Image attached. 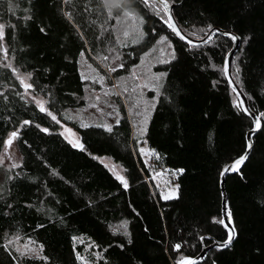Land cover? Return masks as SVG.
I'll list each match as a JSON object with an SVG mask.
<instances>
[{"label": "trees", "instance_id": "obj_1", "mask_svg": "<svg viewBox=\"0 0 264 264\" xmlns=\"http://www.w3.org/2000/svg\"><path fill=\"white\" fill-rule=\"evenodd\" d=\"M114 1L0 0V154L15 131L21 155L0 194V264H179L228 239L218 222L222 172L246 152L254 126L224 72L233 43L217 35L190 46L148 7L165 11L159 3ZM167 1L190 37L221 28L241 38L232 74L262 121L248 162L226 179L236 241L201 264H264V0ZM125 11L143 19L141 38L123 47L128 61L139 65L153 50V72L163 77L145 137L157 164L180 172L174 199L153 192L126 116L109 132L70 115L87 106L82 54L112 45L114 35L109 42L101 32ZM23 76L46 111L27 97ZM61 123L79 143L63 136ZM104 156L124 168L127 187ZM25 244L37 254L19 248Z\"/></svg>", "mask_w": 264, "mask_h": 264}, {"label": "rangeland", "instance_id": "obj_2", "mask_svg": "<svg viewBox=\"0 0 264 264\" xmlns=\"http://www.w3.org/2000/svg\"><path fill=\"white\" fill-rule=\"evenodd\" d=\"M119 0H115L116 2ZM154 14L163 20L167 18V13H159L157 8L148 5ZM122 21L117 22L121 28L115 24V29L110 27V22L101 32L102 40L110 42L112 45H101L96 54H93L88 47L80 58V68L82 76L86 81L87 106L83 109L71 112L73 119L83 125H97L112 128L119 120L126 116L134 137L133 151L144 161L151 173L150 183L153 192L161 195L163 200L177 198L178 196V176L179 171L162 168L157 164V155L146 142V128L149 118L155 107L157 97L162 84V74L153 72L155 57L154 51L148 52L139 65H133L128 61V50L125 45L133 44L143 35L141 26L143 19L138 14L125 11L121 17ZM166 39L161 40L165 43ZM104 46V48H103ZM25 83L29 84L28 77L23 76ZM27 89V97L37 106V101H44L38 97H33ZM122 110L124 111L122 113ZM14 132V131H13ZM63 136L73 144L80 142V135L69 125L61 123ZM12 133V132H11ZM8 135L5 146L0 154V194L4 192L8 179L21 164V155L17 146V137L13 139L9 146L7 141L11 137ZM109 171L117 178V174L123 177L124 168L113 159L106 156L99 157ZM169 198H165V197ZM123 227V226H122ZM90 246H88L89 248ZM21 250L37 254V248L32 245L20 247Z\"/></svg>", "mask_w": 264, "mask_h": 264}, {"label": "water", "instance_id": "obj_3", "mask_svg": "<svg viewBox=\"0 0 264 264\" xmlns=\"http://www.w3.org/2000/svg\"><path fill=\"white\" fill-rule=\"evenodd\" d=\"M151 1H154L156 3H159L160 5L163 6V8L165 9L166 13H167V17L169 19V16L171 17V22L174 23L178 29V31L180 32V35L184 37V39H181L180 36L177 35V37L179 39H181L183 42H185L186 44L190 45V46H204L208 43H210L217 35H222L224 37H227L228 39L231 40V42L233 43V48L231 50V52L228 54V56L226 57L225 59V63H224V72H225V75H226V78L229 82V85L230 87L232 88H235L236 91L234 92V94L236 95L239 103L242 101V105H241V108L242 110L243 109H248V112L251 113V114H248L245 112V114L250 117L252 120H253V129L249 132L248 134V145L249 143L251 144V149L248 148V145H247V149H246V152L243 154V155H247V158L245 159L244 163L242 165L239 166L238 170H229L227 172H225L223 170L222 172V194H223V202H222V219L224 221L223 223V226L225 227V224L228 225V228L225 227V229L227 230L228 232V235H229V229H232L234 228L235 229V232H234V235H233V238L231 240V243L228 244L226 247L223 246L225 241L224 242H219V241H214L213 244H211L210 246H205L203 248V251L200 255H198L197 257H190V258H186V259H191L193 261V264H201L205 261L208 253L215 249V248H220V249H227L229 247H231V245L236 241V238H237V231H236V228H235V224H234V221H233V217H232V214L230 212V207H229V200H228V196H227V192H226V188H225V184H226V179L229 175L231 174H237L239 173L243 168L244 166L246 165V163L248 162L249 158H250V155L253 151V148H254V141H253V137L255 135H257L261 130H262V121L261 119L252 111L250 105H249V101L246 97V95L243 93V91L239 88V86L237 85V83L235 82L234 80V77H233V74H232V63H233V59L235 57V54L238 52V50L240 49L241 47V38L233 33V32H230V31H225L221 28H213L208 34L206 37H204L203 39H194L192 37H190L189 35H187L179 26L176 18H175V15H174V7L175 5H171L167 0H151ZM167 3L168 4V7L165 8L164 7V4ZM175 33V32H174ZM176 34V33H175ZM236 37L237 39L236 40H233L232 37ZM254 118H259L260 121H261V127L259 129L256 128V124H255V119ZM242 155V156H243ZM236 161V160H235ZM234 161V162H235ZM231 163L230 165L226 166L225 168H231V166L234 164ZM224 168V169H225ZM226 213H230V222H229V217L228 215H226ZM227 241V240H226Z\"/></svg>", "mask_w": 264, "mask_h": 264}, {"label": "snow or ice", "instance_id": "obj_4", "mask_svg": "<svg viewBox=\"0 0 264 264\" xmlns=\"http://www.w3.org/2000/svg\"><path fill=\"white\" fill-rule=\"evenodd\" d=\"M144 3H145V4H148V3H149V0H144ZM164 7L167 8V7H168V4L165 3V4H164ZM166 23L168 24L169 28H171V30H172L173 32L176 33V35L180 36L181 39H184V37L180 35V32L178 31L176 25H175L174 23L171 22V17H170V16H169L168 21H166ZM2 38H3V25H0V39H2ZM232 39H233V40H236L237 38L233 36ZM28 78H30V76H29ZM20 83H21L22 85H24V87H25L26 90L32 88V85H31V84H26V83H25V79H21V80H20ZM233 91L235 92L236 89L233 88ZM37 103H38V105H39L41 111H46V109L44 108L43 103H41V102H39V101H37ZM242 103H243V102L241 101L240 104L237 105V107H240V106L242 105ZM243 110H244L246 113L251 114V113L248 112V109H243ZM49 115H51V113H49ZM261 115L264 116V113H262ZM52 118L55 119L54 116H53ZM254 119H255L256 128L259 129V128L261 127V121H260L259 118H254ZM24 123H25V124H28L29 121H25ZM42 130H43V129H42ZM106 130L110 132V131H111V128H107ZM45 131H46V130H45ZM17 135H18V133L15 132V131L11 133V137H10L9 140L7 141V144H8L9 146L12 144L13 139H15V138L17 137ZM80 147L82 148V145H81ZM248 148L251 149V144H250V143H249V145H248ZM246 158H247V155H246V154L243 155V156H241L240 158H238V159L234 162V164L231 166L230 169H229V168H225L224 171L227 172V171H229V170H233V171L238 170L239 166L242 165V164L244 163V161H245ZM117 179H119V180L124 184V186L127 187V183L124 181L123 177H121V176H119V175L117 174ZM165 198L167 199V198H169V197L166 196ZM226 215H228V217H229V222H230V213H226ZM218 222H219V223H222V224L224 223L223 219H221V220L218 221ZM225 227L228 228V225L225 224ZM234 232H235V229H234V228L229 229L228 239H227V241H225V243H224L223 246L226 247L228 244L231 243V240H232V238H233ZM202 239H203V238H202ZM175 247H176V250H179L180 245L177 244ZM179 264H193V261H192L191 259H182V260L179 262Z\"/></svg>", "mask_w": 264, "mask_h": 264}]
</instances>
